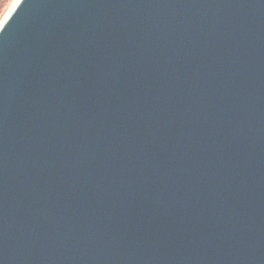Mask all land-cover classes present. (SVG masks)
Instances as JSON below:
<instances>
[{
	"label": "water",
	"instance_id": "obj_1",
	"mask_svg": "<svg viewBox=\"0 0 264 264\" xmlns=\"http://www.w3.org/2000/svg\"><path fill=\"white\" fill-rule=\"evenodd\" d=\"M0 264H264V0H19Z\"/></svg>",
	"mask_w": 264,
	"mask_h": 264
},
{
	"label": "rangeland",
	"instance_id": "obj_2",
	"mask_svg": "<svg viewBox=\"0 0 264 264\" xmlns=\"http://www.w3.org/2000/svg\"><path fill=\"white\" fill-rule=\"evenodd\" d=\"M16 0H0V9L3 7V10L1 12L0 10V25L7 16L10 9L14 6Z\"/></svg>",
	"mask_w": 264,
	"mask_h": 264
},
{
	"label": "bare ground",
	"instance_id": "obj_3",
	"mask_svg": "<svg viewBox=\"0 0 264 264\" xmlns=\"http://www.w3.org/2000/svg\"><path fill=\"white\" fill-rule=\"evenodd\" d=\"M18 1H19V0H16V2H15V4H14V6L16 5V3H18ZM14 6H13V7H14Z\"/></svg>",
	"mask_w": 264,
	"mask_h": 264
},
{
	"label": "trees",
	"instance_id": "obj_4",
	"mask_svg": "<svg viewBox=\"0 0 264 264\" xmlns=\"http://www.w3.org/2000/svg\"><path fill=\"white\" fill-rule=\"evenodd\" d=\"M3 7H4V6H3ZM3 7H1V9H0V10H1V12H2V10H3Z\"/></svg>",
	"mask_w": 264,
	"mask_h": 264
}]
</instances>
